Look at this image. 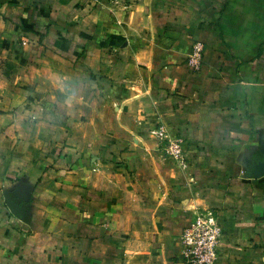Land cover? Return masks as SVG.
I'll return each instance as SVG.
<instances>
[{
	"label": "crops",
	"instance_id": "0c3cea01",
	"mask_svg": "<svg viewBox=\"0 0 264 264\" xmlns=\"http://www.w3.org/2000/svg\"><path fill=\"white\" fill-rule=\"evenodd\" d=\"M206 207L215 264H264V0H0V264H187Z\"/></svg>",
	"mask_w": 264,
	"mask_h": 264
},
{
	"label": "built area",
	"instance_id": "2783aa9c",
	"mask_svg": "<svg viewBox=\"0 0 264 264\" xmlns=\"http://www.w3.org/2000/svg\"><path fill=\"white\" fill-rule=\"evenodd\" d=\"M204 44L194 39L185 64L194 73L203 65ZM163 157L177 164L184 161L185 142L179 136L168 131L159 121H153L149 130ZM182 260L187 264H215L222 241L220 215L215 209H201L194 220L186 226L178 239Z\"/></svg>",
	"mask_w": 264,
	"mask_h": 264
},
{
	"label": "rangeland",
	"instance_id": "374dc122",
	"mask_svg": "<svg viewBox=\"0 0 264 264\" xmlns=\"http://www.w3.org/2000/svg\"><path fill=\"white\" fill-rule=\"evenodd\" d=\"M53 37V36H52ZM54 38V37H53ZM50 47L49 46H47V49H49ZM38 49H39V47H38ZM41 53V56H38L37 55V52H35L33 49H30L29 51H28V53H27V56H28V58H30L31 59V61H30V63L28 62L27 63V65H26V67L29 69V71L31 72V74L33 73V69H42V70H46V69H49V66H50V63L51 62H55V60H54V58H52L51 57V55H50V53H44V52H40ZM29 59V60H30ZM33 65H36V67H34ZM44 96H45V94L42 96V98H44ZM58 112L57 113H54V114H52L51 116L53 117V118H55L54 117V115L57 117V121H58V123H59V125H58V132L60 133V132H63V133H65V125H64V111H62V109L61 108H59L58 107ZM53 112V111H52ZM55 112V111H54ZM75 134H81L82 133V129H83V127L81 126V125H75ZM63 141H59L58 143H57V146H59V148L58 149H60V150H62V149H64L65 148V146H64V143H62ZM59 144V145H58ZM71 144H73L74 146H73V148H75V146H76V143H71ZM78 144V143H77Z\"/></svg>",
	"mask_w": 264,
	"mask_h": 264
}]
</instances>
